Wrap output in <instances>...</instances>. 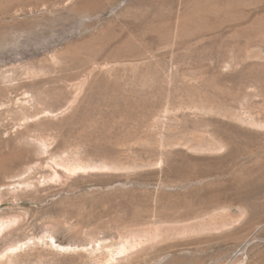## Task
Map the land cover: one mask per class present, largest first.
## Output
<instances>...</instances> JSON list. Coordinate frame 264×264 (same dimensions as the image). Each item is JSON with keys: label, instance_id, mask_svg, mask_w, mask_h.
<instances>
[{"label": "rangeland", "instance_id": "obj_1", "mask_svg": "<svg viewBox=\"0 0 264 264\" xmlns=\"http://www.w3.org/2000/svg\"><path fill=\"white\" fill-rule=\"evenodd\" d=\"M0 264H264V0H0Z\"/></svg>", "mask_w": 264, "mask_h": 264}]
</instances>
